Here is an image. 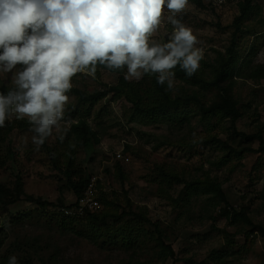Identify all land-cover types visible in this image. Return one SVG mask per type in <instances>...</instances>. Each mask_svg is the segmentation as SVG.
Masks as SVG:
<instances>
[{"label":"rangeland","instance_id":"374dc122","mask_svg":"<svg viewBox=\"0 0 264 264\" xmlns=\"http://www.w3.org/2000/svg\"><path fill=\"white\" fill-rule=\"evenodd\" d=\"M201 1L202 5H198L189 0L178 16L192 29L199 41L196 47L202 49L196 74L209 80L219 52H224L230 42L234 29L231 23L241 0L220 8ZM252 4L250 15L241 24L238 52L244 57L254 44L253 62L263 63L264 0H253ZM169 15L165 7L150 44L170 40L174 27L167 21ZM20 70L19 65L12 73L0 70V92L6 93L15 87V73ZM118 70L119 73L112 72L97 64L95 78L85 73L72 77L73 87L67 93L69 100L63 117L39 150L32 143L34 133L27 117L16 119L13 111L5 123L28 120L24 128H13L5 137L1 133L4 128H0V155L6 157L8 148L14 155V159H6L0 165V182L12 186L18 175L25 195L52 203L39 206L23 196L17 203L0 204V258L4 255L26 257L29 264H184L185 260L192 264H264L263 233L240 223L229 225L219 216V207L213 208L206 196H194L187 203L175 200L183 183L159 175L162 168L185 181L206 178L219 181L229 205L245 210L252 223L264 230V151L261 150L264 147V79L237 78L233 85L232 92L242 113L235 130L261 136L251 142H241L239 136L230 138L226 120L215 117L200 120L193 105L187 107L194 111L189 113V122L178 124L162 119L154 122L138 117L130 119L131 104L112 94L92 106L80 103L74 89L86 94L103 90L116 84L120 73L124 77L127 74L126 66ZM188 78L183 80L175 75L171 94L184 96L195 91L205 104L215 98V89H201V85L191 83ZM126 80L135 83L140 79ZM80 116L97 132L99 141L89 151L82 146L72 147L74 167L86 168V172L101 177L98 197L104 194L118 208H126L128 204L133 211L142 212L151 222L159 223L166 233V243L174 250L172 257H158L151 239L143 240L140 245L135 241L140 249L134 246V250L122 243L101 244L106 234L89 229L80 220L73 224L64 220V217L77 220L84 216L72 210L76 197L65 187L59 169H64L69 154L70 140H59L60 135L67 136L70 122L64 120H77ZM213 136L227 141L237 154H230L228 161L221 164L227 151L221 143L207 142ZM248 147L250 150H242ZM118 151L128 158L127 162L117 161L120 170L115 166L114 154ZM53 156L58 159L56 165L51 159ZM58 199L63 201L62 207L57 205ZM142 228L150 230L151 226L144 224ZM80 232L88 233V237L100 243L91 242ZM225 234L232 243L227 244ZM212 251L220 252V262L211 260Z\"/></svg>","mask_w":264,"mask_h":264},{"label":"clouds","instance_id":"9594fccd","mask_svg":"<svg viewBox=\"0 0 264 264\" xmlns=\"http://www.w3.org/2000/svg\"><path fill=\"white\" fill-rule=\"evenodd\" d=\"M188 2L0 0V70L12 73L21 66L15 87L0 92V128L13 111L16 119L27 117L39 150L63 117L72 77L85 73L95 78L97 64L126 66L125 79L157 74V84L171 91L173 69L179 65L191 77L202 59L197 36L178 16ZM165 7L174 31L167 43L150 44ZM7 264H19L17 256H9Z\"/></svg>","mask_w":264,"mask_h":264},{"label":"trees","instance_id":"16d2710c","mask_svg":"<svg viewBox=\"0 0 264 264\" xmlns=\"http://www.w3.org/2000/svg\"><path fill=\"white\" fill-rule=\"evenodd\" d=\"M191 1L198 5H202L201 0ZM252 2L253 0H241L238 2V14L231 23V27L234 29L231 34L230 42L224 52H219L215 65H213L211 79L206 80L196 73L188 78L190 79L188 81H191V83L201 85V89L213 88L216 90V96L210 103L205 104L195 91L190 94H185L184 96L172 95L171 91H165L166 85L160 86L157 84V74H143L142 78L134 83L127 81L124 75L120 73L118 82L106 86L103 90L86 94L83 91L74 89V93L77 95L80 103H89L91 106L108 94H112V96L116 97H123L126 102L131 104L132 116L130 119L138 117L141 120L147 119V121L153 122L158 119L178 124L189 122V113L193 110L187 107L193 105L196 107L194 111L199 113L200 120H209L214 117L218 120H226L228 122L227 130L230 132L231 139L236 136L241 138V142L243 140L251 142L255 138L261 139L258 133L247 135L235 130V123L237 119L241 117L242 113L237 107V102L232 92L233 85L237 78H248L253 80L264 79V62H253V57L256 56L255 45H250L244 57L238 52L239 35L242 31L241 24L250 15L253 8ZM102 67L107 68L105 65H102ZM109 70L112 72L119 71L118 69ZM174 73L175 75H179L183 80L187 78L179 65L175 67ZM170 109H173L172 113ZM70 118H72V116H70ZM26 121L28 120H15L11 123H5L6 126L3 127L4 131L1 133H4L3 136L5 137L13 128H24ZM64 121L70 122L66 131L67 136H65L66 140H70L68 144L69 154L64 169L60 167L59 169L64 176L65 187L74 194L77 200L81 196L91 173L86 172V168L74 167V155L73 152H71L72 147L70 145L75 144L76 146H82L86 151H89L92 145L99 141V138L97 132L91 128L83 116H80L77 120L70 119ZM207 142L221 143L227 151V155L225 159L221 160V164L228 161L230 154L236 153L227 141H221L215 136L211 137ZM242 150L247 151L250 150V148H242ZM261 150L264 151L263 146ZM10 158L14 159V155L12 150L8 148L6 157L0 155V165H4L6 159L8 160ZM51 159L56 165L58 159L54 156ZM115 161L117 170H120V165L117 161L121 163L123 161L120 159H115ZM159 175L163 178H167L169 181L183 183L175 200L187 203L194 196H206V199L211 202L210 204L213 208L219 207V216L225 218L229 225L237 226L240 223L254 229L256 228L255 230L264 234V230L261 227L255 226L252 223L245 213V210H236L229 205L219 181L211 178L185 181L176 174L167 173L162 168L159 170ZM120 176L123 178L122 174ZM23 196H26L25 199H27V201H36V204L39 206L52 205V203L47 204L48 202L40 200V198H34L32 195H25L23 182L18 175L12 186H6L0 182V204L10 205L17 203ZM58 200L59 202L57 205L62 207L64 205L63 201L61 199ZM76 200L73 206L76 205ZM99 201L101 203V208L99 210L85 212L82 214L84 216L77 220L66 217H64V220H68L70 224L80 220L84 222L89 229L91 228V230L101 231L100 233L106 234L101 244L118 245L122 243L125 248L134 250L133 247L138 246L135 241L139 242L140 245L143 240L151 239L154 242L155 249H157L156 253L158 257L166 259L174 255V250L165 241L166 233L159 223L151 222L142 212L133 211L128 204L126 208H118L119 206L116 202L108 199L104 194L99 196ZM211 220L215 222L214 217H212ZM144 224H149L151 229L144 231L142 228ZM252 231L253 230H251V232ZM79 234L83 237H87L93 243H100L97 242L94 237H88V233L80 232ZM224 236L227 239V244L232 243V240H230L226 234ZM1 246L2 240L0 239V248ZM137 248L140 249V246ZM210 257L213 261H221V255L218 251H212ZM8 258L9 256H2L0 258V264H7ZM17 258L19 264H29L28 258L21 256ZM184 264H192V262L185 260Z\"/></svg>","mask_w":264,"mask_h":264},{"label":"built area","instance_id":"2783aa9c","mask_svg":"<svg viewBox=\"0 0 264 264\" xmlns=\"http://www.w3.org/2000/svg\"><path fill=\"white\" fill-rule=\"evenodd\" d=\"M208 5L214 8H220L226 5L228 2H236L239 0H204ZM115 159H120L127 162L128 158L124 156L120 151L115 152ZM101 177L97 174H91L88 178L87 184L81 194L76 200V205L72 208L79 215L85 212H94L101 208V203L98 197V185Z\"/></svg>","mask_w":264,"mask_h":264}]
</instances>
